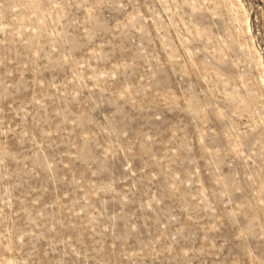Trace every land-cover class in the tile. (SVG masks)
<instances>
[{
  "label": "rangeland",
  "instance_id": "1",
  "mask_svg": "<svg viewBox=\"0 0 264 264\" xmlns=\"http://www.w3.org/2000/svg\"><path fill=\"white\" fill-rule=\"evenodd\" d=\"M255 49L264 0H0V264H264Z\"/></svg>",
  "mask_w": 264,
  "mask_h": 264
},
{
  "label": "bare ground",
  "instance_id": "2",
  "mask_svg": "<svg viewBox=\"0 0 264 264\" xmlns=\"http://www.w3.org/2000/svg\"><path fill=\"white\" fill-rule=\"evenodd\" d=\"M242 0H240V2H241ZM243 3V2H242ZM242 3H240V4H242ZM256 50V49H255ZM257 51V53H258V56H257V58H256V62H257V64L261 67V68H264V57H263V54L257 49L256 50ZM262 70H264V69H262Z\"/></svg>",
  "mask_w": 264,
  "mask_h": 264
}]
</instances>
